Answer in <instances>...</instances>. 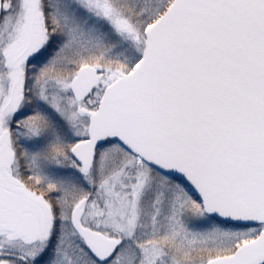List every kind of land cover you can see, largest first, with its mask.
<instances>
[{
	"label": "snow or ice",
	"instance_id": "6c2138e0",
	"mask_svg": "<svg viewBox=\"0 0 264 264\" xmlns=\"http://www.w3.org/2000/svg\"><path fill=\"white\" fill-rule=\"evenodd\" d=\"M0 264H264V0H0Z\"/></svg>",
	"mask_w": 264,
	"mask_h": 264
}]
</instances>
